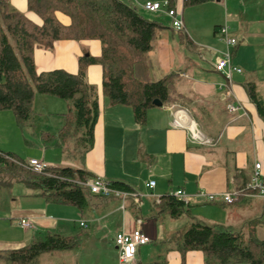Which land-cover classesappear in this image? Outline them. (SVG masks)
Wrapping results in <instances>:
<instances>
[{
	"label": "crops",
	"instance_id": "obj_1",
	"mask_svg": "<svg viewBox=\"0 0 264 264\" xmlns=\"http://www.w3.org/2000/svg\"><path fill=\"white\" fill-rule=\"evenodd\" d=\"M10 1L22 12L29 10L28 0ZM121 1L148 17L147 10L141 9L144 0ZM175 3L183 11L184 29H174L171 18L160 12L161 21H156L163 27L158 30L149 52V76L155 80L177 74V90L182 95V104L174 102L151 108L146 123L140 124L130 106L111 104L104 97L102 66L95 64L87 69L88 82L98 87L101 113L95 127L94 143L85 152L84 166L76 167L85 168L94 176H103L109 181L130 183L134 191L143 194L138 205L140 212L130 208L135 203L131 198L126 200L131 203L126 208V203L123 207L118 197L91 194L88 203L78 208L48 202L40 195L39 189L29 187L23 202L19 200L8 206V213L0 215V251L32 243L49 233L79 235V247H84L78 255L81 263L77 264H120L115 253L106 255L102 249L108 243L118 250L115 237L119 232L141 229L150 241L139 247L135 259L128 264L136 261L152 263L161 258H166L168 264H205V255L200 250L188 251L183 259L176 247H167L164 233L168 234L169 243L172 240L175 245L195 220L237 231L235 214L240 208L237 204L253 202L260 197H243L226 203L220 193L234 191L238 174L241 171L252 174L258 161L262 162L264 172V116L247 89L248 84H254L264 102V0H209L190 6L184 0ZM27 15L41 21L35 14ZM59 17L64 22L69 21L66 16L59 14ZM224 24L229 27V35L237 39L236 45L230 46L224 39L220 32ZM102 47L99 38L60 40L53 49L36 48L35 63L38 71L63 68L77 73L79 57L85 53L100 55ZM225 49L231 50L233 63L242 68V72L233 74L229 84L215 69L216 60ZM59 103L54 104L61 106ZM174 104L186 109L196 121L207 139L205 143L191 141L187 129L172 126ZM230 104L240 108L230 112ZM67 110L68 105L62 104L58 113L61 115L59 127L48 134L58 135ZM250 135L254 144L253 161L244 151ZM43 144L45 147H62L56 141L49 144L44 141ZM63 164L74 166L65 159ZM150 180L156 181L154 189L146 186ZM180 189L189 196V213L175 218L159 205L160 198ZM200 192L215 194L218 199L209 201L207 195ZM156 205L159 208H155ZM253 205L252 211L256 206ZM258 207L264 215V208ZM22 218L31 219L32 227H23L20 224ZM248 218L242 217L246 224L241 226V231L260 215ZM162 219L167 224L164 230L163 225L160 227ZM165 248L166 255L164 252L160 254ZM60 251L51 252L52 256L60 255ZM0 260H3L1 256ZM47 264L51 263L47 261ZM58 264L68 263L61 261Z\"/></svg>",
	"mask_w": 264,
	"mask_h": 264
},
{
	"label": "trees",
	"instance_id": "obj_2",
	"mask_svg": "<svg viewBox=\"0 0 264 264\" xmlns=\"http://www.w3.org/2000/svg\"><path fill=\"white\" fill-rule=\"evenodd\" d=\"M207 1L184 0V3L190 6ZM28 8L40 22L13 7L10 0H0V110H12L18 125L24 128L33 122L38 93L64 99L68 105L65 123L57 136L43 134L46 144L75 141L87 150L94 143L101 107L98 87L87 79L90 65H101L104 70V97L111 104L130 106L140 124L146 123L151 108L174 102L182 104L177 74L155 80L149 76V52L158 30L163 27L160 22L149 19L121 0H28ZM59 14L69 21L64 22ZM116 29L122 33L123 44L111 41ZM89 38L102 40V52L80 56L77 73L63 68L38 71L34 57L36 48L53 49L60 40ZM247 87L264 116V102L255 85L250 83ZM156 99L161 105L154 103ZM5 174L39 189L48 202L78 208H83L91 195L82 182L94 176L87 169L73 165H47L44 171L37 172L13 151L0 148V187L10 184L4 180ZM250 177V173L241 171L236 177L235 189L248 190ZM111 182L121 189L134 191L125 181ZM159 205L175 218L189 213L187 202L170 193L160 198ZM80 241L79 235L49 233L44 239L2 250L0 256L7 264H41L42 254L74 249ZM175 247L183 259L190 250L202 251L205 264H264V239L203 220L189 224ZM135 264H168V261L161 258L152 263L136 261Z\"/></svg>",
	"mask_w": 264,
	"mask_h": 264
},
{
	"label": "rangeland",
	"instance_id": "obj_3",
	"mask_svg": "<svg viewBox=\"0 0 264 264\" xmlns=\"http://www.w3.org/2000/svg\"><path fill=\"white\" fill-rule=\"evenodd\" d=\"M152 1H162V0H152ZM147 1L144 0L142 2V8L145 10L144 5ZM14 7V5H13ZM140 9V10H141ZM148 17L152 20H158L161 21L160 13H153L148 12ZM26 14L34 15V12H31L29 10H25ZM36 15V14H35ZM112 17V14L110 15ZM226 25V24H224ZM114 39L111 41H115L116 44L121 43L123 44L124 38L122 37V33H120L117 29L113 31ZM126 37V34L123 35ZM228 51V49H225L223 52ZM55 102H60L59 104H67V102L64 99H60L54 96L50 95H43L38 93L36 95L35 101H34V118L32 124L28 123L24 128H21L18 125V122L16 120V116L12 110H0V148L5 151H13L20 159L29 161L31 158H37L39 160L44 161L47 165H64L63 161L64 159L67 161H70L71 163H74V166H84V159L86 156L85 148L83 147L82 143L77 144L75 141L62 144V147H56V146H48L45 147L43 142L45 141L43 139V134L53 133L57 131L60 123V116L59 109L61 106H57V104H54ZM59 121V122H58ZM251 132V129H250ZM247 144L244 147V151L249 154L251 161H253V153L252 149L254 148L253 144V137L250 135L249 139L246 140ZM57 142V141H56ZM4 180L6 182H10L7 184H4L0 187V215H6L8 213L7 208L8 206L17 204V201L20 200V202H23L25 191L27 188H29L24 182L17 180L16 178L12 177L11 174H5ZM97 198V197H96ZM15 199V200H14ZM149 198L146 197V200ZM130 200L126 203V208H129L130 206ZM255 208L252 211V206ZM243 206L241 208V206ZM258 205H260L261 208H264V200L260 198H255L253 202H241L239 205L237 204V207L239 211L235 214V227L238 230L243 229L241 226L245 225L246 223H243L242 217L248 216L250 218L254 217V214L256 216L260 215V218L248 222L246 226H244V233L246 236H251L253 234L257 235V237L264 239V215H261L262 210L260 212ZM155 208H159V205L154 206ZM6 208V209H5ZM130 208L134 212H140V207L137 204H132ZM259 211V212H258ZM247 213V214H244ZM0 216V217H1ZM248 221V220H247ZM163 225V229L166 227L164 220L160 221V227ZM165 243L167 244V247L173 246L174 241L171 240V243H169V236L165 232ZM45 237V236H44ZM38 238L39 239H44ZM114 238V236H113ZM164 239V238H163ZM84 247H75L74 249L69 250H62L60 251V255L55 254L52 256L53 253H46L42 254L40 257V263L41 264H58L59 262H65L68 264H77L81 263V261L78 258V255L80 254L81 249ZM104 247V246H103ZM106 255H111L115 253L117 255V258L119 260V251L113 247H111L108 243L105 245V248L102 249ZM167 248L161 249L160 254L165 253L166 255ZM169 253V252H168ZM162 255V256H164ZM162 256H157L162 257ZM156 258V259H157ZM5 260H0V264H7ZM151 263V262H150Z\"/></svg>",
	"mask_w": 264,
	"mask_h": 264
},
{
	"label": "built area",
	"instance_id": "obj_4",
	"mask_svg": "<svg viewBox=\"0 0 264 264\" xmlns=\"http://www.w3.org/2000/svg\"><path fill=\"white\" fill-rule=\"evenodd\" d=\"M144 8L145 10L153 13H165L171 18L172 27L174 29H184L183 11L178 6V4L173 3L171 0L147 1L144 5ZM220 32L223 34V37L228 45L234 46L237 44V39L229 35L228 25H222L220 27ZM215 69L223 74L228 84L232 81L233 74L235 72H242V68L233 63L232 52L229 49L226 52H222V54L218 56L215 63ZM239 108L240 106L236 104H230L228 106L230 112H236ZM172 114L173 119L171 124L173 127L187 129L189 131L190 140L193 142H206L207 139L204 138L196 121L190 116L186 109L178 104H174L172 106ZM28 165L37 172H42L47 167V164L44 161L37 158H31L28 161ZM262 166V162H256L250 180L247 184L248 190L234 189V191L230 190L222 192L220 193V196L223 201L226 203H233L239 199L240 196H257L264 199V172L262 171ZM82 184L88 187L91 194L102 197L120 198L123 207H125L126 200L129 198H131L137 204H141L142 202L143 194L137 191H127L116 187L111 181L107 180L103 176H93L82 182ZM146 186L150 189H154L156 186V181L150 180L146 182ZM200 193L202 195H207V199L209 201H215L218 199V196L215 194H206L204 192ZM172 194L178 199L185 200L186 202L189 199L188 194L183 189H180ZM20 224L25 228H29L32 227L33 221L29 218H22L20 220ZM82 225H84L83 222ZM149 241L150 237L146 235L141 229H135L131 232H119L115 237V243L119 250L120 264H128L132 262L136 257L139 247L148 243Z\"/></svg>",
	"mask_w": 264,
	"mask_h": 264
},
{
	"label": "water",
	"instance_id": "obj_5",
	"mask_svg": "<svg viewBox=\"0 0 264 264\" xmlns=\"http://www.w3.org/2000/svg\"><path fill=\"white\" fill-rule=\"evenodd\" d=\"M154 103H155L156 105H161V101H160L159 99H156V100L154 101Z\"/></svg>",
	"mask_w": 264,
	"mask_h": 264
}]
</instances>
